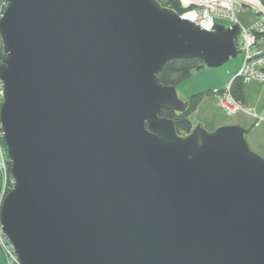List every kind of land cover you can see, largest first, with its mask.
<instances>
[{
  "label": "water",
  "instance_id": "1",
  "mask_svg": "<svg viewBox=\"0 0 264 264\" xmlns=\"http://www.w3.org/2000/svg\"><path fill=\"white\" fill-rule=\"evenodd\" d=\"M0 210L23 264H264V157L248 130L196 123L159 73L219 67L240 25L206 30L159 0H6Z\"/></svg>",
  "mask_w": 264,
  "mask_h": 264
},
{
  "label": "built area",
  "instance_id": "2",
  "mask_svg": "<svg viewBox=\"0 0 264 264\" xmlns=\"http://www.w3.org/2000/svg\"><path fill=\"white\" fill-rule=\"evenodd\" d=\"M179 2L183 9L179 12L180 15L206 30H213L217 23L224 24L221 21H227L229 23L225 24L227 26L239 24L240 36L237 47L238 51L243 52L244 60L235 77L240 78L245 84L254 80L264 82V5L261 0H179ZM247 10H253L256 14V19L250 25L244 24L240 18V14ZM3 102L4 88L0 80V139L3 136ZM220 104L231 114L244 109L242 101L237 100L232 94L231 85L220 93ZM4 171L7 179L6 165ZM10 244L0 222V246L8 264H23Z\"/></svg>",
  "mask_w": 264,
  "mask_h": 264
},
{
  "label": "crops",
  "instance_id": "3",
  "mask_svg": "<svg viewBox=\"0 0 264 264\" xmlns=\"http://www.w3.org/2000/svg\"><path fill=\"white\" fill-rule=\"evenodd\" d=\"M249 13L253 15L251 19L248 17ZM240 18L244 24L250 25L256 19V14L253 10H247L240 14ZM242 63L241 61L235 71L222 79L216 73V85L202 89V91L210 90L211 93L206 94L194 112V123H200L209 131L224 125L242 126L248 130L246 139L251 149L264 157V82L254 80L244 83L242 100L244 109L241 111L231 114L220 104V93L231 84ZM0 264H8L1 246Z\"/></svg>",
  "mask_w": 264,
  "mask_h": 264
},
{
  "label": "trees",
  "instance_id": "4",
  "mask_svg": "<svg viewBox=\"0 0 264 264\" xmlns=\"http://www.w3.org/2000/svg\"><path fill=\"white\" fill-rule=\"evenodd\" d=\"M161 1V0H160ZM264 5V0H261ZM163 5L173 8L178 12H182L183 9L179 0H166ZM5 57V52L0 49V61ZM205 65L200 58H180L169 61L158 77L162 84L177 86L190 77L194 70L203 68ZM243 87L244 83L238 77H235L231 83V92L237 100H243ZM223 92V91H222ZM221 92V93H222ZM211 93L208 91H201L190 95L186 98L188 102L187 108L183 112H176L171 109L164 108L161 115L171 118L175 121L177 131L180 135H188L194 128L193 114L203 101L206 94Z\"/></svg>",
  "mask_w": 264,
  "mask_h": 264
},
{
  "label": "rangeland",
  "instance_id": "5",
  "mask_svg": "<svg viewBox=\"0 0 264 264\" xmlns=\"http://www.w3.org/2000/svg\"><path fill=\"white\" fill-rule=\"evenodd\" d=\"M164 1L166 0H161L160 2L163 3ZM6 6H7V1L0 0V18L3 15L4 11L6 10ZM252 16L253 15H250V13L248 14V17L250 19L252 18ZM221 22L224 24H229L227 21L226 22L221 21ZM0 49L4 51V43L2 40L1 34H0ZM243 60H244V54L243 52L239 51L236 57L231 58L228 62L224 63L223 65L219 67L204 66L201 69L194 70L190 77H188L186 80H184L182 83L176 86L178 96L182 100H186L188 96L198 93L199 91H202V89H206L210 87V85L214 87L216 85V73L218 76H221L220 77L221 79L224 77H227L229 73L235 71L238 65L241 64V61L243 62ZM0 62H2V60ZM194 119L195 118L193 114V120ZM181 136L185 137V135H181ZM4 165H6L8 169L7 179L5 178ZM10 168H11V163L7 155L6 143L4 142V138L2 136L0 139V180H1L0 210L3 204V200L5 199L6 195L12 190L13 185H14L13 184L14 178L11 174ZM1 169H2V172H1ZM10 245L12 249H15L12 243Z\"/></svg>",
  "mask_w": 264,
  "mask_h": 264
},
{
  "label": "bare ground",
  "instance_id": "6",
  "mask_svg": "<svg viewBox=\"0 0 264 264\" xmlns=\"http://www.w3.org/2000/svg\"><path fill=\"white\" fill-rule=\"evenodd\" d=\"M232 83V82H231ZM231 85V84H230Z\"/></svg>",
  "mask_w": 264,
  "mask_h": 264
}]
</instances>
